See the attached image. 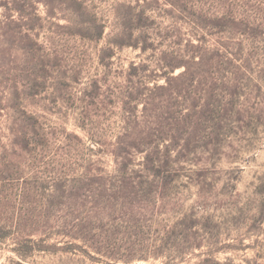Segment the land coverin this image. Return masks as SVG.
Returning <instances> with one entry per match:
<instances>
[{
  "label": "rangeland",
  "instance_id": "obj_1",
  "mask_svg": "<svg viewBox=\"0 0 264 264\" xmlns=\"http://www.w3.org/2000/svg\"><path fill=\"white\" fill-rule=\"evenodd\" d=\"M79 1L26 0L18 25L21 0H0V264H105L71 243L112 264H264V0ZM193 55L201 103L218 80L234 107L196 143ZM150 122L159 169L148 144L115 151ZM28 232L44 247L21 255ZM95 233L116 237L106 253L70 238Z\"/></svg>",
  "mask_w": 264,
  "mask_h": 264
},
{
  "label": "trees",
  "instance_id": "obj_2",
  "mask_svg": "<svg viewBox=\"0 0 264 264\" xmlns=\"http://www.w3.org/2000/svg\"><path fill=\"white\" fill-rule=\"evenodd\" d=\"M21 4L19 5V10H16L17 12H19V16L17 18L12 17V14H7L5 17L7 19V21L9 22H14L15 24L18 25H22L24 22V19L26 17L25 14V9H26V0H21L20 2ZM71 3L73 5H76L75 9L78 13H82L83 12V8L86 9L87 6L79 0H71ZM250 22V21H249ZM251 23V22H250ZM258 27H261V25L258 23L257 24ZM21 37H23V35H21ZM196 46V50L195 51H199V50H203V49H207L209 52V48L205 45H193V47ZM211 57L210 60H214V58L216 56H220L221 54H219L218 51L213 50V53H210ZM202 56V55H201ZM213 56V57H212ZM193 58L190 61L189 64V74H190V86H191V100H192V104H191V114L189 115V122L191 124V129H192V133L190 134H194V140L195 143L196 142H200L203 141L202 137L205 136H198V133L201 129V126L204 125L205 122L209 121H214V125H220L221 122L218 120H221L222 118L225 117L226 114H228V111H232L234 109L233 106L229 105L228 103L225 104L224 106L218 104V102L222 101V96L221 94L218 93L219 91V85H221L218 80L216 82L211 83V89H210V93H211V98L212 100H214L213 102H209V103H201L203 101L202 96H198V93L201 92L202 93V86L205 84L203 83L200 78V76H197V74L199 73L200 70H202V68L205 66L206 63V59L205 56L203 55L201 60H198L196 55L192 56ZM208 58V59H209ZM216 64V63H215ZM214 63L211 64V66H215ZM231 64V63H230ZM218 67H220V65H218ZM225 84H227V81L225 82ZM235 88V85H228V88L231 89ZM132 93H130L131 95ZM220 118V119H219ZM131 123L135 122V121H131ZM130 122H127L128 126L131 127L132 124H130ZM152 126V130H150L149 132H147V136L146 137H137L134 139L133 142H129L127 144H123V141H118V145H116L115 147V151L118 152V155H123L124 153L130 154L131 151H135V152H143L145 150V147H147L146 145H150L152 147L151 152H152V156L149 160L148 165H150V167L152 169H159L161 166L165 165L168 163L165 162L162 158V152H163V148L162 147V142L166 140V136L167 133L164 132L163 130V125L162 123L159 122H150ZM128 126L127 129L128 130ZM135 126V127H134ZM138 126V123L135 122L134 125H132V128H136ZM145 127V125H144ZM224 125L222 124L219 127V131H221V129H223ZM141 132V131H140ZM209 140V139H208ZM189 144L191 143V141H188ZM208 143V141L206 142ZM149 147V146H148ZM167 148V146H166ZM147 150L149 148H146ZM128 185V184H127ZM131 185V184H130ZM133 188H135L134 185H132ZM137 193V192H136ZM135 193V194H136ZM134 205V204H131ZM92 222H98V220H95ZM32 233L28 232L24 235H22L20 238L18 239V243H20V247L17 248V251H19V253H21V255L24 254V250L28 249L31 250L34 248V244L37 243L39 248H42L44 246H42L39 241H36L35 239H33L31 237ZM6 236L5 233L0 231V237L4 238ZM70 238L72 239H81L84 240L86 242H89V246L91 248H93L95 250L96 253L98 252H104L107 248V246L109 245V243L112 242L113 239H116L115 236L113 235H108L106 233H95L92 234L91 236L87 235V234H82V235H72ZM119 239V238H118ZM71 247L74 248H79L82 249L84 252L87 253V255L98 262H104L105 264H112L110 261L106 260V258H103L101 255H92L88 249L84 248L83 245L79 244V243H71L70 244ZM25 248V249H24ZM108 252V250H107ZM109 253V252H108Z\"/></svg>",
  "mask_w": 264,
  "mask_h": 264
}]
</instances>
